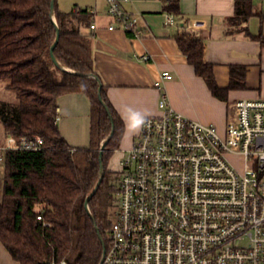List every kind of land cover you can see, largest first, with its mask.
Masks as SVG:
<instances>
[{
	"label": "trees",
	"instance_id": "1",
	"mask_svg": "<svg viewBox=\"0 0 264 264\" xmlns=\"http://www.w3.org/2000/svg\"><path fill=\"white\" fill-rule=\"evenodd\" d=\"M164 10L180 14L179 0H163ZM0 0V84L14 93L17 104L0 102L5 135L39 134V150H9L0 189V241L20 264H98L110 245V215L118 202L119 178L109 161L119 147L125 123L111 103L107 86L95 70L90 27L94 14L86 7L63 10L58 0ZM251 0H237L228 25L246 30L253 15ZM52 12L56 22L52 19ZM62 66L51 57V47ZM195 73L214 96L244 87L245 68L233 66L229 87L218 85L214 64L205 57V41L195 30L175 36ZM83 92L91 102L90 143L73 147L61 134L56 118L59 96ZM103 101H101V99ZM109 108L111 115L107 112ZM114 132L103 152L100 148ZM41 219H38V216Z\"/></svg>",
	"mask_w": 264,
	"mask_h": 264
},
{
	"label": "built area",
	"instance_id": "2",
	"mask_svg": "<svg viewBox=\"0 0 264 264\" xmlns=\"http://www.w3.org/2000/svg\"><path fill=\"white\" fill-rule=\"evenodd\" d=\"M127 1L106 0L107 12L138 36ZM165 25L194 30L206 22L179 24L167 12ZM172 75L164 70L155 85ZM171 105L162 93L160 113L143 119L121 161L110 245L98 264H264V98L229 99L224 132ZM44 146L39 134L5 135L0 164L9 150Z\"/></svg>",
	"mask_w": 264,
	"mask_h": 264
},
{
	"label": "crops",
	"instance_id": "3",
	"mask_svg": "<svg viewBox=\"0 0 264 264\" xmlns=\"http://www.w3.org/2000/svg\"><path fill=\"white\" fill-rule=\"evenodd\" d=\"M75 7L93 12L86 33L92 35L97 75L106 84L109 99L125 123V132L116 151L125 155L140 132L143 119L160 113L162 93L176 110L188 117L215 124L224 132L228 120V101L234 98H264V0H251L252 12L246 30H233L237 0H179V24L193 20L206 26L194 29L205 41V57L214 64L215 79L227 88L233 66L245 68L244 87L229 89L227 98L213 95L205 80L195 73L175 36L181 30L166 26L163 0H129L126 11L138 16V36L128 32L107 12L106 0H74ZM115 28L110 29L109 25ZM164 70L173 77L158 88L155 82ZM58 127L73 147L90 143L91 102L83 92H69L58 98ZM3 182L0 186L2 189ZM0 264H20L0 241Z\"/></svg>",
	"mask_w": 264,
	"mask_h": 264
},
{
	"label": "rangeland",
	"instance_id": "4",
	"mask_svg": "<svg viewBox=\"0 0 264 264\" xmlns=\"http://www.w3.org/2000/svg\"><path fill=\"white\" fill-rule=\"evenodd\" d=\"M58 4H59V7L63 10H71L76 4H81V3H76V1L74 0H58ZM0 102L7 106L17 104V99L14 93L10 90H7L5 86H3L2 84H0ZM4 136H5V131L0 123V141L4 139ZM125 156L126 155L122 153V151L115 150L109 161V168L114 170V174L118 178L121 174V166H122L121 161L124 159ZM233 160L239 166L243 162L241 158H233ZM4 175H5V165L3 163V164H0V186L4 180L3 179Z\"/></svg>",
	"mask_w": 264,
	"mask_h": 264
},
{
	"label": "water",
	"instance_id": "5",
	"mask_svg": "<svg viewBox=\"0 0 264 264\" xmlns=\"http://www.w3.org/2000/svg\"><path fill=\"white\" fill-rule=\"evenodd\" d=\"M54 1H55V0H53V2H52V6H54ZM52 19H53L54 22H56V20H55V15H54L53 12H52ZM58 41H59V28L57 27V37H56V40H55V42L53 43V45H52V47H51V57H52V60H53L57 65H59L60 67H62L63 69H65V67L62 66V65L60 64V62L57 60V58H56V56H55V54H54V52H53V50H54V48H55V46H56V44H57ZM65 70H66V69H65ZM100 99H101V101H103L102 98H100ZM107 112L109 113V115H111V112H110L109 108H107ZM113 132H114V128L112 129V131H111V133L109 134V136H108V137L102 142V144H101V148H100V162L103 161V152H104V150H105V148H106V145L108 144V141H109L110 138L112 137ZM103 174H104V165H103V162H102V163H101V175H100V179H99V181H98V183H97L95 189L90 193V195L87 197L86 202H85V205H86V208H87V209H88V202H89L90 198H91L92 195L95 193V191H96V189L98 188V186L100 185V182H101L102 178H104V177H103ZM88 210H89V209H88ZM105 251H106V246L104 245L102 257L104 256Z\"/></svg>",
	"mask_w": 264,
	"mask_h": 264
}]
</instances>
